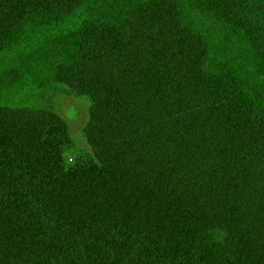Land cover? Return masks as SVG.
Here are the masks:
<instances>
[{
    "label": "trees",
    "instance_id": "1",
    "mask_svg": "<svg viewBox=\"0 0 264 264\" xmlns=\"http://www.w3.org/2000/svg\"><path fill=\"white\" fill-rule=\"evenodd\" d=\"M0 264H264V0H0Z\"/></svg>",
    "mask_w": 264,
    "mask_h": 264
},
{
    "label": "rangeland",
    "instance_id": "2",
    "mask_svg": "<svg viewBox=\"0 0 264 264\" xmlns=\"http://www.w3.org/2000/svg\"><path fill=\"white\" fill-rule=\"evenodd\" d=\"M85 101L69 98L64 103V105L74 104V105H67L64 107V115L68 120L74 119L75 115L77 114V110L79 111L78 118L76 117L74 120H71L70 125H71V129L73 130V133L75 134V138L82 145H84V141L80 140L79 133H80V128L82 127V125H84L86 118L87 101L86 102ZM75 106L77 109L75 108ZM73 160L74 159L72 158L70 161L72 162Z\"/></svg>",
    "mask_w": 264,
    "mask_h": 264
}]
</instances>
